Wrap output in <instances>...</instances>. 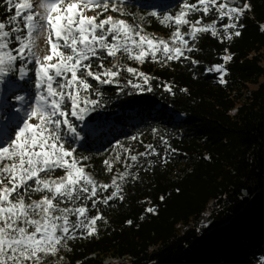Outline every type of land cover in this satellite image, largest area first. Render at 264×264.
<instances>
[{
  "label": "snow or ice",
  "instance_id": "1",
  "mask_svg": "<svg viewBox=\"0 0 264 264\" xmlns=\"http://www.w3.org/2000/svg\"><path fill=\"white\" fill-rule=\"evenodd\" d=\"M126 5L127 0H0L6 13L0 19V90L17 89L12 96L0 94V264H47L70 241L98 236V222H107L101 206L123 204L126 187L140 179L141 170H152V157L166 165L176 154L163 136V153L144 144V151L133 154L116 142L109 151L117 162L126 154L124 171L113 174L110 183H98L86 171L91 158L77 146L89 118L104 106L105 86L121 93L153 92L154 78L122 61H189L198 67L192 53L200 51V35L220 43L238 38L244 28L240 21L251 10L250 0H180L175 13H150L174 29L163 40L121 18L129 15L121 10ZM213 11L216 18L204 23ZM109 12L118 15H105ZM224 51L223 63L204 70L221 84L227 83L226 64L233 58L228 48ZM108 58L115 61L111 67L105 66ZM162 87L174 94L171 85ZM103 163L112 173L111 160ZM145 211L156 214L155 207Z\"/></svg>",
  "mask_w": 264,
  "mask_h": 264
},
{
  "label": "trees",
  "instance_id": "2",
  "mask_svg": "<svg viewBox=\"0 0 264 264\" xmlns=\"http://www.w3.org/2000/svg\"><path fill=\"white\" fill-rule=\"evenodd\" d=\"M179 3L136 0L121 18L166 38L174 29L150 13H175ZM250 3L240 21V37L220 43L210 34L200 35V51L192 53L198 67L189 61H122L154 78L153 92L121 93L105 86L104 106L96 113L100 123L114 130L112 138L96 136L102 152L80 146L78 151L91 158L85 163L96 169L98 183H110L115 172L124 171L121 166L108 173L100 164L116 142L137 152L152 144L163 153V136L176 154L166 165L152 157V170H141L140 179L126 187L123 204L101 206L107 222H98L99 235L70 241L47 264H264V0ZM5 16L0 9V19ZM215 18L213 11L204 23ZM225 48L233 58L226 64L227 83L221 84L216 74L204 70L223 63ZM112 63L108 58L105 66ZM165 84L174 94L164 90ZM133 136L139 139L132 141ZM148 207H155L156 214L147 213Z\"/></svg>",
  "mask_w": 264,
  "mask_h": 264
},
{
  "label": "rangeland",
  "instance_id": "3",
  "mask_svg": "<svg viewBox=\"0 0 264 264\" xmlns=\"http://www.w3.org/2000/svg\"><path fill=\"white\" fill-rule=\"evenodd\" d=\"M136 0H127V5H129V4H133L134 2H135ZM139 1H141V0H139ZM154 2H156V3H159V4H161V5H165V6H169V5H171L172 4V2L174 1V0H153ZM126 5V6H127ZM148 6V4L147 5H145V6H143V7H147ZM139 7H141V8H143L141 5H139ZM122 11H124L125 10V7L124 8H122L121 9ZM98 11V10H97ZM139 13V15H141V13L142 12H138ZM89 15H93L94 13L93 12H89L88 13ZM109 14H111V15H117V13H111V12H109V13H106L105 15H109ZM140 17V16H139ZM16 83H20L19 81H16ZM17 91V89L13 86V85H10L9 86V90L7 91V92H3L2 90H0V94H3V95H8V96H12V94L14 93V92H16ZM19 94H22V95H27V91H23V90H21V91H19ZM14 103V102H13ZM16 106H18V105H16ZM109 125H111V126H113V123L112 122H110L109 123ZM122 127V126H121ZM88 128H89V132H88V134H87V137L86 138H88V139H84L83 140V142L81 143V144H79L78 146H80L81 148H86V147H89V149H91V150H93V152H95V153H98V152H102L103 150L99 147V138L98 137H96V136H98V134H101V135H103V137L104 138H106V139H108V138H112V137H110L111 135H112V133L114 132V130L111 132V128H109V126H106L105 124H103V123H100V122H98V120H97V125H88ZM115 128L117 129V130H119L120 128H119V126L117 127V126H115ZM114 129V128H113ZM83 132H84V129H83ZM93 142H95V143H93ZM124 145H125V143H124ZM77 146V147H78ZM125 147H129V146H127V145H125ZM132 149V148H131ZM137 153V151L135 150V149H133V154H136ZM124 155H126V154H123L122 153V159H121V161L120 162H117L116 160H115V153L114 152H110L109 154H108V156H106L103 160H102V162L100 163L101 164V166H102V168L103 167H105V165H104V160L105 159H110L111 160V162H112V164H113V170H118V169H120V168H122L123 166H122V162H123V156ZM89 161V160H88ZM88 161H86L87 163H88ZM122 166V167H121ZM106 168V167H105ZM86 171H88V172H90L93 176H94V178L97 180V181H99V180H101V179H99L98 178V175H95V172H96V169H93V167H89V169H86ZM102 181V180H101ZM107 261V260H106Z\"/></svg>",
  "mask_w": 264,
  "mask_h": 264
},
{
  "label": "water",
  "instance_id": "4",
  "mask_svg": "<svg viewBox=\"0 0 264 264\" xmlns=\"http://www.w3.org/2000/svg\"><path fill=\"white\" fill-rule=\"evenodd\" d=\"M93 116H94L95 118H89V122H88V124H94V123L97 122V119L99 118L98 113H94Z\"/></svg>",
  "mask_w": 264,
  "mask_h": 264
}]
</instances>
